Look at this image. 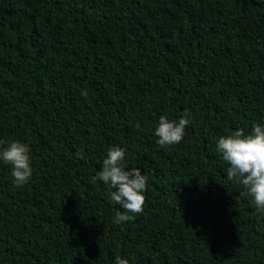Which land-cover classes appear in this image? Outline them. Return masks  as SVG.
<instances>
[{
  "label": "trees",
  "instance_id": "16d2710c",
  "mask_svg": "<svg viewBox=\"0 0 264 264\" xmlns=\"http://www.w3.org/2000/svg\"><path fill=\"white\" fill-rule=\"evenodd\" d=\"M161 116L190 120L180 143L157 144ZM256 124L264 0H0V150L32 168L17 187L0 161V264H264V214L217 151ZM114 146L147 177L121 224L94 179Z\"/></svg>",
  "mask_w": 264,
  "mask_h": 264
},
{
  "label": "clouds",
  "instance_id": "9594fccd",
  "mask_svg": "<svg viewBox=\"0 0 264 264\" xmlns=\"http://www.w3.org/2000/svg\"><path fill=\"white\" fill-rule=\"evenodd\" d=\"M87 95L86 91L81 92V96L87 98ZM189 124L187 117L170 121L161 116L154 133L158 137L157 144L163 147L180 143ZM217 151L230 165L227 179L241 184L253 199L256 211L264 214V127L256 124L251 132L246 133L240 128L220 137ZM30 152V147L20 141H12L0 150V161L11 166L17 187L26 184L32 176ZM77 156L82 158V153H77ZM125 159L124 149L119 146L109 148L102 170L94 177L115 189L110 193L111 201L119 204L123 211L116 212L114 224L132 220L135 214L142 212L145 204L147 177L138 168H128ZM115 264H129V261L117 256Z\"/></svg>",
  "mask_w": 264,
  "mask_h": 264
}]
</instances>
